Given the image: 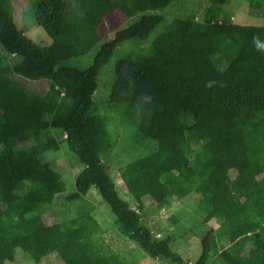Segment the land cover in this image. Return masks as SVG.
Instances as JSON below:
<instances>
[{
  "label": "trees",
  "instance_id": "16d2710c",
  "mask_svg": "<svg viewBox=\"0 0 264 264\" xmlns=\"http://www.w3.org/2000/svg\"><path fill=\"white\" fill-rule=\"evenodd\" d=\"M170 1L35 0V21L51 38L40 46L16 25L10 1L0 0V264L12 261L17 247L35 262L58 250L66 264H141L127 263L106 243L88 211L53 223L40 215L66 189L43 157L62 142L83 165L66 200L94 186L115 224L148 255L169 264H264V22H222L229 0H215L202 20L174 18L149 45L115 61L109 100L135 104L140 134L157 143L118 168L135 203L120 197L101 162L117 138L94 110L100 70L121 45L147 38ZM262 2L250 4L260 9ZM114 10L138 18L116 29L89 65L59 63L88 53ZM5 52L18 60L9 63ZM24 79L49 80L56 92L31 91ZM48 128L61 133L45 136ZM190 193L198 195L202 221L224 227L201 238L192 263L141 216L144 196L161 208ZM222 239L228 244L219 247Z\"/></svg>",
  "mask_w": 264,
  "mask_h": 264
},
{
  "label": "rangeland",
  "instance_id": "374dc122",
  "mask_svg": "<svg viewBox=\"0 0 264 264\" xmlns=\"http://www.w3.org/2000/svg\"><path fill=\"white\" fill-rule=\"evenodd\" d=\"M11 12L16 25L40 46L51 43L50 36L34 18L33 5L35 0H9ZM251 0H229L221 8L222 22H234L239 24L260 25L264 22V0L262 8L258 9L250 4ZM215 0H171L163 10H158L164 20L160 22L147 38L125 43L117 48L110 61L105 64L99 73V85L93 93L95 101L94 110L98 112L104 124L113 136L117 138L115 148L108 153L101 154V162L115 183L120 197L129 203H135L133 197L128 193L122 181L118 168L136 159L139 156L156 150L155 140L140 134L137 122V108L135 104L121 105L109 100V92L114 75L115 61L127 51L147 46L151 40L174 18H195L202 20L207 10L212 8ZM118 13L114 10L112 12ZM111 13V14H112ZM138 18L133 16L126 18L114 14L106 17L101 28V39L86 54L73 56L67 60L60 61L62 65H73L85 67L92 63L93 58L100 45L113 37L116 29L132 23ZM7 61L14 63L18 56L5 52ZM24 79L21 82L36 93L50 92L55 94L49 80L30 81ZM137 120V121H136ZM61 131L57 128H48L43 131L45 136L58 137ZM193 155V154H192ZM51 167L56 169L66 184V189L55 195L53 203L44 205L39 213L47 223L66 221L70 218L90 212L104 229L103 239L116 252H118L127 263L139 262L141 264H169V261L153 258L148 255L136 242L130 240L121 228L114 222V215L109 204L101 197L98 190L92 186L86 195L75 199L66 200V195L75 190V179L83 165L78 156L69 150L67 143L62 142L58 151L46 153L43 156ZM144 209L141 211L142 221L150 227L156 237L170 236L171 249L188 262H195L201 254V238L207 233L216 236L224 230L219 220L213 219L204 223V212L200 209L198 195L190 193L179 199H171L167 206L157 207L156 202L150 196H144ZM218 246L228 244L227 239L217 240ZM15 257L5 264H66V261L57 251H50L40 261L35 262L32 257L21 248L15 250Z\"/></svg>",
  "mask_w": 264,
  "mask_h": 264
}]
</instances>
